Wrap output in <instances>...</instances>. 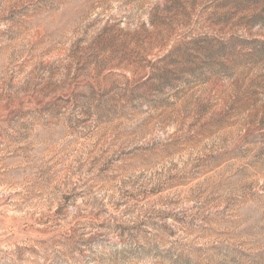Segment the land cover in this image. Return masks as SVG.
I'll list each match as a JSON object with an SVG mask.
<instances>
[{"label": "rangeland", "instance_id": "1", "mask_svg": "<svg viewBox=\"0 0 264 264\" xmlns=\"http://www.w3.org/2000/svg\"><path fill=\"white\" fill-rule=\"evenodd\" d=\"M0 264H264V0H0Z\"/></svg>", "mask_w": 264, "mask_h": 264}]
</instances>
